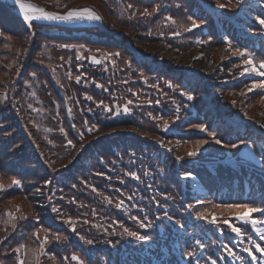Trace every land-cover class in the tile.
<instances>
[{
    "label": "trees",
    "instance_id": "16d2710c",
    "mask_svg": "<svg viewBox=\"0 0 264 264\" xmlns=\"http://www.w3.org/2000/svg\"><path fill=\"white\" fill-rule=\"evenodd\" d=\"M31 1L57 12L91 6L105 26L32 22L29 28L15 5L0 0V264H17V257L25 264L37 259L39 264H77L73 255L83 264H230L225 246L243 264H252L253 257L260 260L262 252L255 246L264 248V239L250 225L237 236L226 225L217 228L197 219L196 213L211 218L214 212L218 221L229 218L240 226L228 210L214 205H264L262 135L239 130L224 113L211 114L199 81L186 84L184 74L172 71L176 58L167 48L183 53L196 44L228 47L230 42L264 60V28L250 15L255 11L264 19V0L257 7L248 0L239 6L236 0ZM214 4L224 7L219 11ZM145 9L153 14L143 15ZM189 17L200 26L187 31ZM249 30L257 35L250 36ZM64 44L72 47H59ZM93 54L101 63L91 62ZM78 75L85 77L86 87L78 94L76 83L67 93L65 83ZM100 101L112 111H105ZM225 111L231 115L230 108ZM210 132L222 143L216 144ZM166 137L177 141L171 152L158 145ZM198 141L207 143L197 150ZM189 151L197 155L190 157ZM180 171L199 175L208 186L204 204H196L198 193L190 178H178ZM130 172L140 179L126 174ZM120 200L124 205L116 208ZM251 215L264 221V214ZM69 217L76 221V232L65 222ZM144 217L151 226L140 228ZM121 224L149 239L123 234ZM257 226L264 228V222ZM39 229L48 230L47 255L37 251L40 240L33 233ZM44 234L39 233L41 239ZM55 235L62 239H53ZM89 239L91 245L85 243ZM20 245V252L13 251Z\"/></svg>",
    "mask_w": 264,
    "mask_h": 264
},
{
    "label": "rangeland",
    "instance_id": "374dc122",
    "mask_svg": "<svg viewBox=\"0 0 264 264\" xmlns=\"http://www.w3.org/2000/svg\"><path fill=\"white\" fill-rule=\"evenodd\" d=\"M5 1H8L11 4L15 5L16 11L23 17V14L19 11V9H17L15 2L11 0H5ZM248 3L257 5L259 3V0H248ZM214 7L217 8L219 11L222 10L220 5L218 4H214ZM84 8H90L94 10V8H92L91 6H85L77 9H84ZM250 15L251 17L257 19V14L255 13V11L251 12ZM44 21H49L50 23L52 22L51 25L75 26V27H78L77 24L86 25L93 22L94 23L99 22V21H89V20H73L70 22L57 21V20H44ZM94 25L91 24L89 26H94ZM249 31L250 33H254L252 30ZM227 46L229 47V44ZM228 47L214 45L205 48L202 47V45L197 46L196 44L194 48L192 47L190 48V50L183 53H179L178 51H175L170 47H168L167 49H168V55L174 56L176 58V60L174 61L175 64L172 68V71H175L179 74H184L183 79L186 84L187 82L190 81H199L200 83L199 87L200 89H202L204 97L210 100V107L213 110V113L211 114H215V115L221 113L223 114L225 112L224 110L230 108L231 110L230 113L231 115L233 114L231 119L242 123L236 124V123H232L231 120L230 121L228 120L229 123L234 124L240 129L247 128V131L254 130L256 131V133L262 135L263 137H261V140H264V127H262V125H264V106L261 105L262 96H264V93H262L263 90L253 89L252 91H248V88L252 85V83L258 80V78H255L251 75L248 77V79L244 81H240V84H235L236 81L243 79L242 78L243 75H241V72L244 69L243 57H240L239 55H233V52L236 49L233 48V46L231 47V49ZM256 59L258 60V58ZM80 77H81L80 83H77L76 80L74 79L68 80V82L65 83L66 86L65 88L67 90V93L70 91L71 87L74 86L76 83L80 88V90L77 91L78 94L81 92L83 88L86 87V83L84 82L85 77L82 75H80ZM49 90L50 88H48V91ZM241 92H246L247 95L242 96ZM32 98L36 99V95H34ZM37 103L39 104V102ZM53 118L50 117V120L53 121ZM174 124L175 121L171 123V125L173 126ZM46 130L50 131L49 128H47ZM56 134H58L57 130H56ZM57 137L61 138L59 135ZM158 145L160 146L163 145L161 146L162 149L171 152V150H173L171 145L172 146L177 145V141L175 140L170 141V139L166 137L160 140L158 142ZM185 173L188 172L180 171L178 173V178L180 176L185 177L186 176ZM47 182L50 181L47 180L45 182L46 185H49L50 183ZM213 214L214 213H211L210 215Z\"/></svg>",
    "mask_w": 264,
    "mask_h": 264
},
{
    "label": "snow or ice",
    "instance_id": "6c2138e0",
    "mask_svg": "<svg viewBox=\"0 0 264 264\" xmlns=\"http://www.w3.org/2000/svg\"><path fill=\"white\" fill-rule=\"evenodd\" d=\"M244 2V0H236V4L237 6H239L240 4H242ZM15 4L19 5L20 11L23 14V19L24 21L27 23L28 27L31 28L33 26L32 22L35 20H57V21H65V22H70L73 20H89V21H99L101 20V16L99 14H97L95 12V10L90 9V8H84V9H71L66 11L64 14H58L56 12H49V11H45L43 8H39L36 7L33 4H26L23 3L22 0H15ZM129 8L133 7L131 4L128 5ZM220 7H224V5H220ZM159 10V6H157V8L153 9V12L158 11ZM153 13L149 12L147 9L144 10L143 15L146 16H150ZM169 20H171V17H168ZM189 19L191 20V28L186 29L187 31H191L192 28H197L200 25L197 23L196 20H192L191 17H189ZM258 23L261 26V28H264V19H260L259 17H257ZM173 23H175V21H172ZM177 35L179 33H176ZM59 47L62 48H69L72 47L71 45H60ZM81 48H83V45L80 46ZM232 45L229 42V48L231 49ZM106 56H111V57H115L118 56L119 53H107L105 54ZM233 55H239L240 57H245L247 56V59H245L243 61L244 65H247L246 67H244L243 71L241 72V75H244L245 73H249L252 74L254 73L256 76L259 77H264V60L259 61L258 63H254L253 62V57L250 53H246L245 51H241L240 49H236L233 52ZM84 57L77 55L76 59H83ZM61 59H63V57H61ZM93 63H97L99 64L101 61L96 59L95 56L91 57ZM76 82L80 83L81 77L78 75L76 76ZM97 87H103L102 85L97 84ZM168 87H173V85L168 84ZM253 89H261L264 90V79L260 80V81H254L252 83V85L248 88V91H252ZM33 95H35V93H33ZM242 96L247 95L246 92H241ZM88 100H92L93 97L92 96H87L86 97ZM187 98L189 100H192L193 97L191 95H188ZM262 100H264V97H262ZM151 102V101H150ZM128 105L132 104V101L129 100ZM156 103H159V101H156ZM100 104L103 105L105 111H112V109L109 108L108 105H105L103 103V101H100ZM71 111V110H69ZM116 114L120 113V109L117 108L116 110ZM123 111L125 113H128L130 111L129 107L127 105L124 106ZM177 111H179V109H177ZM148 115L151 116V113H148ZM177 119H179V116H177ZM86 123V122H85ZM196 127H198L200 129V131H206V128L203 125H197ZM262 127H264V125H262ZM94 129H89V131H92ZM165 130H167V122H165ZM60 131L63 133L64 129L61 128ZM210 136L213 137V140L215 141L216 144H221L222 141L220 139H217L215 136V133L210 132L209 133ZM69 144L72 143V141H68ZM207 143V141H198L197 142V150L199 149V147L204 144ZM241 144H244L245 147L247 148H251L252 145L249 144L246 141H241ZM163 146V145H161ZM226 146V145H225ZM232 148H238L237 144H232L231 145ZM197 155V151H189L188 152V156L190 157H194ZM177 159H180L179 157ZM127 175L132 176L133 178L139 180L140 177L137 176V174L135 172H130V173H126ZM186 176L191 175V173H185ZM20 181L19 180H12V184L15 185H19ZM50 183V182H47ZM0 187H2V185H0ZM37 191L39 192L40 190L37 189ZM93 191H95V189H93ZM170 198V197H169ZM129 199H132V197H129ZM108 203H112V201L109 199ZM124 205V201L120 200L118 203H116V208H121ZM191 207V206H190ZM215 208H223L228 210L232 215L235 216L236 220H239L241 222L240 226H237L235 223L230 222L229 218H225L223 220H219L217 219V217L213 214L211 216V218H209L208 215L204 214V213H196V218L197 219H201V220H206L208 224L213 225L217 228H219L221 225H226L228 229H230V231L232 233H235L237 236H241L244 234V226L245 225H250L253 229H255V231L261 236V239H264V230L260 229L257 227V225L259 223H262L264 221H261L260 219L253 217L251 215V213H261L264 214V205H255V204H250V203H237V204H227V205H214ZM53 212H59V209H57L56 207L52 208ZM8 215L11 217V213H8ZM165 216L167 217L168 214L165 212ZM22 219L24 217H21ZM133 220H137V217H132ZM168 219H171V217H168ZM144 220H147V217H144L143 220L138 221L139 222V227L140 228H147L151 226V221H149L147 224L144 222ZM66 223H68L72 229L73 232H76V221L73 220V218L69 217L66 221ZM6 223H8L6 221ZM177 224L180 225L181 228L184 227L183 224L180 223V221H176ZM16 225L12 224V228L15 229ZM95 227H99V225H95ZM121 228H123V234H126L130 237H134L137 240H141V241H146L149 239V237L147 235H140L138 232L136 231H131L129 230L127 227H124L121 224ZM44 232V237L43 239H41L39 233L40 232ZM33 235L36 236L37 240H40V244H39V248H38V252L39 255H47L48 253L45 251L46 245L50 242L49 241V237H48V230L47 229H39L37 230V232L33 233ZM53 239L59 241L62 239L61 236L59 235H55L53 236ZM66 239V238H64ZM81 240H84V237L81 236L80 237ZM249 239H251V237L249 236ZM85 243L91 245L93 243V240L89 239L86 240ZM109 243H111L109 241ZM197 244L199 245V247L201 249L204 248V245L202 243H200L199 241H197ZM24 245H20V247L14 249L13 251L15 252H20L21 248H23ZM225 251L227 253L228 257H231L233 259H239L241 260V264H243V258L238 256L236 253H234L232 251L231 248H228L227 246H225ZM244 251L248 252L249 255H252V250L245 248ZM255 251L257 252H264V248H262L259 244H256L255 246ZM188 256H193L195 255L194 252H188L187 253ZM225 257H221V259H224ZM53 259H55L53 257ZM253 259H255V257H253ZM72 260L77 261V264H83V262L80 260V257L77 255H73L72 256ZM17 264H25L24 260H21L19 257L16 258ZM36 264H39V260L37 259ZM197 264H200V261L197 260ZM212 264H217V262L215 260L212 261Z\"/></svg>",
    "mask_w": 264,
    "mask_h": 264
},
{
    "label": "water",
    "instance_id": "95a60500",
    "mask_svg": "<svg viewBox=\"0 0 264 264\" xmlns=\"http://www.w3.org/2000/svg\"><path fill=\"white\" fill-rule=\"evenodd\" d=\"M11 1L15 2V0H11ZM22 2H23V3H26V4H33V5H35L36 7L43 8L45 11H49V10L45 9L43 6H40V5H38V4H36V3L32 2V1L22 0ZM16 6H17V9H19V11H20L19 5L16 4ZM20 12H21V11H20ZM49 12H54V11H49ZM21 13H22V12H21ZM56 13L61 14V15L64 14V13H59V12H56ZM35 21L41 22V21H43V20H35ZM98 23L102 24V19L99 20V22H95V23L93 22V24H98Z\"/></svg>",
    "mask_w": 264,
    "mask_h": 264
},
{
    "label": "bare ground",
    "instance_id": "6f19581e",
    "mask_svg": "<svg viewBox=\"0 0 264 264\" xmlns=\"http://www.w3.org/2000/svg\"><path fill=\"white\" fill-rule=\"evenodd\" d=\"M140 56V55H139Z\"/></svg>",
    "mask_w": 264,
    "mask_h": 264
}]
</instances>
